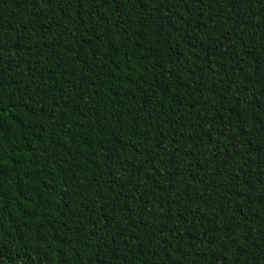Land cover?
Returning a JSON list of instances; mask_svg holds the SVG:
<instances>
[{
    "label": "trees",
    "instance_id": "obj_1",
    "mask_svg": "<svg viewBox=\"0 0 264 264\" xmlns=\"http://www.w3.org/2000/svg\"><path fill=\"white\" fill-rule=\"evenodd\" d=\"M0 264H264V0H0Z\"/></svg>",
    "mask_w": 264,
    "mask_h": 264
}]
</instances>
